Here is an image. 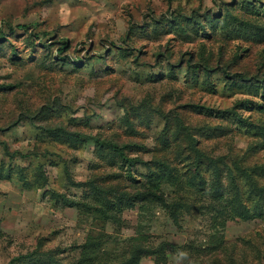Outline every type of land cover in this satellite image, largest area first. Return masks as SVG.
Segmentation results:
<instances>
[{
  "label": "rangeland",
  "instance_id": "obj_1",
  "mask_svg": "<svg viewBox=\"0 0 264 264\" xmlns=\"http://www.w3.org/2000/svg\"><path fill=\"white\" fill-rule=\"evenodd\" d=\"M12 261L264 264V0H0Z\"/></svg>",
  "mask_w": 264,
  "mask_h": 264
},
{
  "label": "trees",
  "instance_id": "obj_2",
  "mask_svg": "<svg viewBox=\"0 0 264 264\" xmlns=\"http://www.w3.org/2000/svg\"><path fill=\"white\" fill-rule=\"evenodd\" d=\"M248 8H250L251 6H247ZM256 9V12H257V17L259 16H262V13L261 11L258 9V6L255 7ZM247 11L249 13H252L254 11V8L251 9V10H248ZM246 15H248V13L246 12ZM221 16H218L219 19ZM194 22V27L196 28L197 27V32L200 33L201 32V29H205V25H203L201 22H198V21H193ZM210 23L213 24V21L210 20ZM62 47L58 49V51L63 54V52L68 48V45L67 43H62L61 44ZM48 47H51L50 44H48ZM60 61H65V59H61ZM188 66L190 67V69H193L195 72H197L201 67H199V63H196V65H192V61H189L188 62ZM231 114V112H230ZM234 114V117L239 120L240 123L244 124V125H250V123L248 121H246V119H244L241 115H239V113H232ZM43 115L40 114V116L38 117V120H40V118L42 117ZM24 120V119H23ZM46 122L45 119H43L41 121L42 124H44ZM48 130H47V133L48 134H55V133H61L63 135H66L67 138H70V137H74L75 135L78 136L79 133H75V132H71L69 130H67L63 125H58V126H47L46 127ZM45 129V128H44ZM99 144V146H104L103 144H107L109 149L121 160H123V163L127 164L126 166L128 167V171L131 173L132 171V168L133 166L137 165V162H140V163H143V161L140 159V160H130L128 157H127V152L132 148V145H127V144H121L120 142L116 141V140H103L101 138H99V140L97 141ZM157 163H159V161H155V165H158ZM145 165H150V163H146ZM166 164L162 163L161 166H165ZM131 175V174H130ZM141 197H144V195H141ZM21 259L19 258H16L14 259V261H19ZM11 264H13V261L11 262Z\"/></svg>",
  "mask_w": 264,
  "mask_h": 264
}]
</instances>
